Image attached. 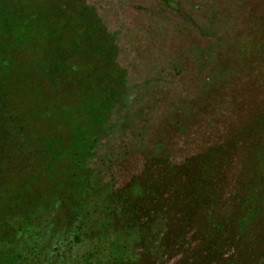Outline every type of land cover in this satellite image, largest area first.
Instances as JSON below:
<instances>
[{"label":"trees","instance_id":"obj_1","mask_svg":"<svg viewBox=\"0 0 264 264\" xmlns=\"http://www.w3.org/2000/svg\"><path fill=\"white\" fill-rule=\"evenodd\" d=\"M178 1L192 32L222 2ZM233 2L262 9L248 31L264 87V0ZM117 38L87 0H0V118L29 137L0 170V264H264V104L194 154L134 144L124 186L93 169L136 101ZM28 101L17 127L7 106Z\"/></svg>","mask_w":264,"mask_h":264},{"label":"rangeland","instance_id":"obj_2","mask_svg":"<svg viewBox=\"0 0 264 264\" xmlns=\"http://www.w3.org/2000/svg\"><path fill=\"white\" fill-rule=\"evenodd\" d=\"M87 1L107 30L117 34L119 62L136 96L122 122H114L119 131L101 142L92 163L103 181L124 186L140 173L142 156L132 151L136 143L194 154L224 139L264 104H259L264 101L262 66L248 31L262 11L258 3L236 10L233 0H222L209 7L208 20L192 32V21L178 0ZM224 6L228 8L219 13ZM19 82L13 76L10 83ZM206 96L214 98L211 105L216 107L208 113ZM12 103L7 109L15 112L17 127L29 126L33 103ZM8 125L0 118V170L9 168L6 159L17 156L19 144L29 140L13 127L4 134Z\"/></svg>","mask_w":264,"mask_h":264}]
</instances>
